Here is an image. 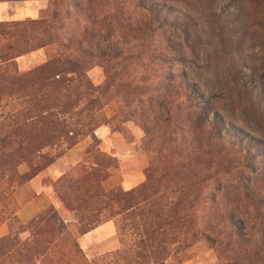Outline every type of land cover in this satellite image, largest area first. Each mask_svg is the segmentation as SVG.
I'll return each instance as SVG.
<instances>
[{"label": "rangeland", "instance_id": "1", "mask_svg": "<svg viewBox=\"0 0 264 264\" xmlns=\"http://www.w3.org/2000/svg\"><path fill=\"white\" fill-rule=\"evenodd\" d=\"M63 1L50 3L46 14L59 12L57 33L77 37L83 27L89 40L96 32L99 50L72 45L66 55L75 72L68 88L61 78L45 81L49 90L63 92L69 111L63 115L73 133L28 158L22 157L26 143L8 134L25 99L0 92V137L9 135L0 144V240L24 243L23 264H264V152L231 147L221 133L205 127L208 122H199L219 116L224 106L264 132V0H171L195 4L197 22L152 33L146 51L124 36V26L137 27L135 5L149 0L74 1L78 7ZM116 24L123 27L120 33ZM203 27L222 37L213 84L223 87L206 99L200 88L195 99L179 71L196 64L176 56L177 49L187 51L183 37ZM154 47L163 59H152ZM118 48L122 55L123 49L139 54L140 61L118 63ZM55 54L53 46L35 50L15 59L16 70L33 69ZM150 71L155 75L147 79ZM148 168L159 186L153 203L170 206L176 199L168 188H179L185 197L172 214L192 220L172 226L165 207L153 216L121 213L84 234L78 231L88 216H107L116 208L86 197L102 188L132 189ZM188 225L195 236L186 240ZM161 232L165 236L158 241Z\"/></svg>", "mask_w": 264, "mask_h": 264}, {"label": "trees", "instance_id": "2", "mask_svg": "<svg viewBox=\"0 0 264 264\" xmlns=\"http://www.w3.org/2000/svg\"><path fill=\"white\" fill-rule=\"evenodd\" d=\"M53 3V6L57 4L63 5V0H49ZM70 7H78V4L74 3L77 0H70ZM82 3H86L87 0H81ZM135 13L140 16L137 20V27L132 25L124 26L128 29L124 36L129 34L132 41L137 40L140 50L146 51L150 45L152 33L158 32L164 27H175L181 29L185 23L188 27H194L197 22V13L193 6L195 4H188L186 2L180 4H174L171 0H149L143 3H138ZM97 7V5H96ZM84 10H88L87 7ZM172 13L171 18L165 16ZM59 12L53 11L49 17L41 19L26 18L19 21H0V77L4 78L6 82L0 83V92L4 90L7 93H16L21 95L25 100L22 105V110L12 117V128L9 131V135L16 134L17 137L14 140L19 142H25V151L23 158H28L33 155L39 149H42L49 144L58 141L60 138L67 136L69 133H73L69 121L63 113H69L67 108H63V92L49 90L45 81L49 79H59L68 88L69 83L72 82L70 73L75 72L73 69V63L66 55L72 50V45H80L81 42L85 43L90 49H94L96 52L99 50L101 37L99 34L93 32L90 35L89 40H86L84 28L78 31L77 37L68 35L67 32L57 33V25L59 21ZM99 25V20L95 21ZM63 26V25H61ZM116 31L122 29L121 25H115ZM114 28V25H112ZM134 30H137L136 32ZM99 40V42H96ZM184 44L187 51L183 52L178 50V61H181L187 57L190 62L195 63L192 69L186 71H179V76L184 79L185 90L194 95L195 99L199 95L197 91L203 88L205 92L202 93L204 99L208 98V95L212 91L221 90L223 84L214 86L213 82L217 80L219 70V47L222 37L218 35L214 37L211 35L205 27L200 31L191 30V35H185L183 37ZM106 40L103 39L102 43ZM191 41V42H189ZM93 44L92 47L89 45ZM182 44V43H181ZM215 44V45H213ZM46 46L55 47V55L48 59L43 64L27 70L23 73H19L16 70L15 59L24 54L33 52ZM173 49L174 43L168 45ZM113 49V48H112ZM116 56L118 63L131 64L140 61L139 54L130 52L129 49H123V55L121 51L116 50ZM151 56L154 60L163 59L160 55L158 48L151 49ZM81 55L86 56L85 51L81 52ZM151 59V60H152ZM155 74L151 71L147 75V79H152ZM112 76L108 73V79ZM189 81H192L191 83ZM199 85V87H198ZM66 91V89H64ZM143 91H140L141 93ZM201 93V92H200ZM204 123L210 132L216 130L221 133L222 137L226 138V142L231 147L236 146L241 150L247 151L252 148L257 152H264V132L258 134L257 129L247 126V121L241 116L232 113V110L224 109V106L220 108V115L216 116L211 114L210 119L202 118L200 124ZM9 135H3L0 137V144L9 139ZM232 140L236 143L233 144ZM247 149V150H246ZM100 157L97 161L101 162ZM243 161L246 163V155L243 156ZM99 162V163H100ZM108 165L110 162L106 159ZM102 168V167H100ZM153 169H146L144 173V181L136 187L129 190H122L120 187L102 188L96 192L94 196L85 198L86 201H104L105 204L113 202L114 210L109 212V215L102 216L101 212H96L91 216H88L85 222L80 223L78 231L82 234L96 227L99 223L108 220L112 216L127 213L144 216H153L158 214V210L167 208L168 221L172 226L177 225L181 221L192 220V217L187 214H172L173 206L179 205V202L185 197L184 192L179 188H168L170 193L175 196L176 200H173V204L169 205H155L153 203V197L151 195L156 193L159 189L157 179L152 175ZM207 179V176H202L200 181L203 182ZM86 203V202H85ZM83 203L84 205H87ZM153 218V217H152ZM31 221V225L39 221ZM164 225H166L164 223ZM237 229H240L237 227ZM173 235V234H172ZM163 232L157 233V240L160 241L164 238ZM171 236V235H170ZM195 236L194 229L188 225L184 228L185 239H190ZM24 243L19 242L13 237H6L0 240V264H23V260L20 256L23 254ZM23 261V262H22Z\"/></svg>", "mask_w": 264, "mask_h": 264}, {"label": "crops", "instance_id": "3", "mask_svg": "<svg viewBox=\"0 0 264 264\" xmlns=\"http://www.w3.org/2000/svg\"><path fill=\"white\" fill-rule=\"evenodd\" d=\"M49 10V0H0V21L41 19L46 17ZM30 53L19 56L16 60L25 59Z\"/></svg>", "mask_w": 264, "mask_h": 264}]
</instances>
